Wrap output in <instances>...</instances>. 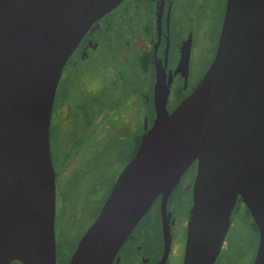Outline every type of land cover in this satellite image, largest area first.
Listing matches in <instances>:
<instances>
[{"label":"water","instance_id":"water-1","mask_svg":"<svg viewBox=\"0 0 264 264\" xmlns=\"http://www.w3.org/2000/svg\"><path fill=\"white\" fill-rule=\"evenodd\" d=\"M122 1L0 0V264L57 262L54 95L83 35ZM168 93L159 73L152 124L66 264H111L194 161L183 264H214L238 198L259 232L253 264H264V0H227L209 68L171 112Z\"/></svg>","mask_w":264,"mask_h":264},{"label":"flooded vegetation","instance_id":"flooded-vegetation-1","mask_svg":"<svg viewBox=\"0 0 264 264\" xmlns=\"http://www.w3.org/2000/svg\"><path fill=\"white\" fill-rule=\"evenodd\" d=\"M226 1L123 0L93 23L83 35L63 67V70L66 64L74 67L73 78L70 80L72 97L58 94L62 70L51 112L49 142L52 126L56 127L57 118H60L59 123H64L62 127L65 131L64 140L60 141L57 151L53 152L50 142L51 158L56 173L54 231L57 219L56 204L63 189L62 177L70 172L72 165L81 158L88 162L95 148L97 150L101 143L103 151L104 141L110 138L112 141L116 140L117 145L124 141V138L130 140L128 148L123 151V158L126 156L127 159L121 167H124L135 154L141 136L150 128L153 121V89L157 75L164 73L166 84L169 85L166 103L169 112L194 90L216 54ZM184 2L185 8H181V3ZM105 45L111 47L115 53L114 67L106 64L105 54L101 52ZM96 53L100 61L93 64L92 60ZM197 53L202 58L199 63L193 60ZM131 59L134 60V69L130 70L126 67L128 65L131 67L129 64ZM80 62L86 66L78 68ZM135 66L139 67L142 77L141 85H138L144 90L138 89L137 77L134 76ZM107 68L114 71L116 77L106 82L107 89L102 93L105 78L101 73L108 71ZM124 71H128L126 77ZM138 101L143 104V114L146 116L143 114L140 116L138 122L140 125L136 127ZM73 107L76 109L74 114ZM132 125L134 128L129 132ZM116 146L111 147L108 144L106 150ZM196 173L197 161H194L182 173L178 183L166 198L159 195L155 199L150 209L127 236L111 264H183L186 224L192 206ZM83 185L87 196L93 194L90 188L93 181L89 180ZM177 197L181 198V205L175 201ZM104 200L105 197L102 198L93 221ZM162 208L169 228V251L166 258H163L165 219ZM244 208L246 207L238 198L230 216V226L237 215H247ZM152 212H155L153 216L155 224L150 231L153 245L147 247L144 245L146 240L144 234L147 230H144L141 222ZM249 218L253 222L251 216ZM253 230L257 232L258 238L251 264L254 262L259 240L257 227H253ZM231 243H236V240L228 242L225 238L222 248L228 249ZM219 257L220 254L214 264L218 262ZM11 264L18 263L14 261Z\"/></svg>","mask_w":264,"mask_h":264},{"label":"rangeland","instance_id":"rangeland-1","mask_svg":"<svg viewBox=\"0 0 264 264\" xmlns=\"http://www.w3.org/2000/svg\"><path fill=\"white\" fill-rule=\"evenodd\" d=\"M217 2V0H215ZM186 3H181V8H185ZM101 52L105 54V58L107 59L106 64L109 67H114V57L115 53L113 49L107 45L103 46ZM193 60L199 63L202 58L197 53L193 57ZM93 64L96 62L97 64L100 61L98 54L93 58ZM133 59L129 61L128 65L130 70L134 69ZM86 65L81 62L78 63V68H84ZM74 67L66 64L61 79L60 84L58 86V94L60 95H68L72 97L71 89H70V80L73 78ZM136 73L134 76L137 77V86L139 91L144 90L139 85H141L142 77L139 72V67L135 66ZM108 71L102 72V76L105 78L103 81L101 92L103 93L107 89L106 82L108 80H113L116 77V74L111 69ZM98 71V70H97ZM96 71V73H97ZM125 72V77L128 71ZM98 75V74H97ZM110 76V77H107ZM95 78V77H94ZM109 81V82H110ZM135 83V84H136ZM139 84V85H138ZM120 85L122 83L120 82ZM75 107H73V113H75ZM137 114V123L136 127L140 124L139 118L143 114V104L141 105L139 101L136 104ZM146 116V114H143ZM60 118H57L55 123L56 127L52 126V130L50 132V142L52 145L53 152L59 147L60 141L64 140V128L62 125L64 123H59ZM62 121V120H61ZM76 118L74 119V122ZM81 123V120H80ZM134 128L132 125L129 128V132ZM110 140V141H109ZM104 141V149L102 151L101 143L98 145V149L94 151V156L90 155L88 158V162L86 159H80L77 161L75 165H72L70 168V172L62 177L63 189L61 191L60 198L57 200L56 204V226H55V241H56V264H66L72 255L80 236L83 235L88 226L92 223L93 218L97 213V208L99 204L102 202V198H106L108 192L110 191L114 180L122 170L124 163L126 162V156L123 158V151H126L128 145L130 144L129 139H125L121 141L120 144L117 145L116 140ZM112 141V142H111ZM108 144L112 148L110 150H106ZM113 145V146H112ZM62 150V149H60ZM65 151V149H63ZM122 158V159H120ZM93 181V186L90 185L93 194H89L85 192L84 185L87 184L88 181ZM89 189V188H88ZM60 200V201H59ZM177 201L181 205V198H176ZM176 202V203H177ZM180 209V206H179ZM178 209V210H179ZM155 212L146 216L141 222L142 227L145 232L146 240L144 241V245L147 247L152 246L151 230L155 224ZM180 216V213H179ZM253 224L251 223V219L248 215L236 216L233 218L230 229L226 234V239L236 240V243H231L228 249H221L220 257L216 264H251L253 249L256 247L257 243V232L253 230Z\"/></svg>","mask_w":264,"mask_h":264},{"label":"trees","instance_id":"trees-1","mask_svg":"<svg viewBox=\"0 0 264 264\" xmlns=\"http://www.w3.org/2000/svg\"><path fill=\"white\" fill-rule=\"evenodd\" d=\"M138 140L139 139H137V142H138ZM245 209V211H246V213H247V215L250 217V215H249V212H248V210H247V208H244ZM251 223L253 224V226L255 227V225H254V223L251 221ZM16 263H18V264H20L18 261H16Z\"/></svg>","mask_w":264,"mask_h":264}]
</instances>
